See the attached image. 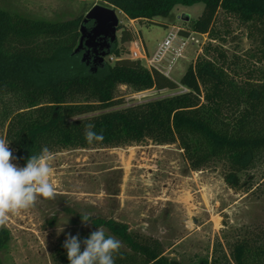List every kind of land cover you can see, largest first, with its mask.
Returning a JSON list of instances; mask_svg holds the SVG:
<instances>
[{
    "label": "trees",
    "instance_id": "16d2710c",
    "mask_svg": "<svg viewBox=\"0 0 264 264\" xmlns=\"http://www.w3.org/2000/svg\"><path fill=\"white\" fill-rule=\"evenodd\" d=\"M101 1L130 20L163 26L167 25L155 18H169L177 6L203 3L190 30L179 34L188 38L195 32L226 41L215 28L222 11L246 27L255 44L254 65L240 73L221 46L208 44L175 82L140 59L125 56L129 51L124 44L134 40V33L122 26L120 44L115 42L106 56L114 62L105 58L87 65L74 52L84 13L54 21L0 6V133L17 162L25 166L29 156L44 148L56 153L145 141L178 143L193 171L220 164L231 188L264 195V0ZM120 86L133 94L152 89L175 92L117 108L124 103ZM89 123L103 133V141L86 142ZM90 222L122 242L115 264H183L166 255L160 239L133 231L124 222L101 217ZM93 231L79 236L80 240ZM8 241V232L0 230V251ZM52 260L69 264L63 243ZM189 264H264V228L247 227L227 241L226 250L218 242L211 257Z\"/></svg>",
    "mask_w": 264,
    "mask_h": 264
},
{
    "label": "rangeland",
    "instance_id": "374dc122",
    "mask_svg": "<svg viewBox=\"0 0 264 264\" xmlns=\"http://www.w3.org/2000/svg\"><path fill=\"white\" fill-rule=\"evenodd\" d=\"M95 5L109 7L101 0H0V6L12 12L54 21L85 15ZM203 7V3L177 6L169 18H155L167 26L130 20L118 9L109 7L116 10L120 21L116 43L120 44L122 29L131 30L134 41L150 57L169 32L190 30ZM215 28L226 36V41L195 32L189 38L178 35L160 66L162 71L171 66L170 78L179 82L189 64L205 53L208 44L221 46L227 57L237 63L234 67L240 73L254 65L251 55L255 44L247 36L244 25L220 11ZM124 47L129 51L133 44L128 42ZM175 50L181 55L177 56ZM125 56L130 57V51ZM106 59L114 62V58ZM141 61L148 67L145 59ZM174 92L152 89L133 94L128 87L120 86L118 94L124 103L117 108ZM0 138H3L1 133ZM52 154L50 182L55 187V198L38 199L34 207L10 215L8 222L0 227L9 235L7 245L0 251L3 264H53V252L69 234L81 236L98 229L91 222L82 223L83 214L121 221L133 231L158 238L165 246L166 255L183 264L211 257L218 242L226 250L227 241L234 240L247 227L264 228L263 194L231 188L220 164L193 171L178 143L158 145L145 141ZM12 162L24 167L16 158Z\"/></svg>",
    "mask_w": 264,
    "mask_h": 264
},
{
    "label": "clouds",
    "instance_id": "9594fccd",
    "mask_svg": "<svg viewBox=\"0 0 264 264\" xmlns=\"http://www.w3.org/2000/svg\"><path fill=\"white\" fill-rule=\"evenodd\" d=\"M95 125H85L84 138L87 143L103 141V133L94 131ZM53 154L47 148L39 154L28 157L24 167H17L9 142L0 138V227L9 220L10 215H19L22 211L34 207L38 199L51 200L56 191L50 182ZM82 223L92 220L90 214L81 215ZM81 244L84 245L81 250ZM63 248L66 249L69 264H115V256L122 248V242L106 235L100 227L83 241L79 236L69 234Z\"/></svg>",
    "mask_w": 264,
    "mask_h": 264
},
{
    "label": "water",
    "instance_id": "95a60500",
    "mask_svg": "<svg viewBox=\"0 0 264 264\" xmlns=\"http://www.w3.org/2000/svg\"><path fill=\"white\" fill-rule=\"evenodd\" d=\"M90 21L93 22V26L88 29L86 24ZM119 24V17L115 9L95 5L84 16L79 44L74 52L79 53L85 45L88 50L93 48L97 53L96 58L100 62L104 61L109 54L111 46L117 41L116 34ZM98 46L102 50L100 53L97 52ZM86 54L87 52L84 53L82 61L85 60Z\"/></svg>",
    "mask_w": 264,
    "mask_h": 264
},
{
    "label": "built area",
    "instance_id": "2783aa9c",
    "mask_svg": "<svg viewBox=\"0 0 264 264\" xmlns=\"http://www.w3.org/2000/svg\"><path fill=\"white\" fill-rule=\"evenodd\" d=\"M180 32V29L172 30L169 32L168 36L159 44L158 48L156 49L155 53L147 57L145 51L141 48L138 41H132L133 47L130 48V57L133 59H145L148 63V67H154L160 71L162 69L160 66H162V62L166 60V57L169 55V53L172 50L173 47V41L177 39ZM184 37V36H182ZM190 37V36H189ZM188 37V38H189ZM186 38V37H185ZM184 40L182 41V44H184ZM174 52H177V56L181 55L179 51L175 50ZM166 76L170 77L171 73V66H169L166 71H162ZM142 93V92H140Z\"/></svg>",
    "mask_w": 264,
    "mask_h": 264
},
{
    "label": "flooded vegetation",
    "instance_id": "af4514ba",
    "mask_svg": "<svg viewBox=\"0 0 264 264\" xmlns=\"http://www.w3.org/2000/svg\"><path fill=\"white\" fill-rule=\"evenodd\" d=\"M86 26L88 27V28H91L92 26H93V22H88L87 24H86ZM92 45H93V43H92ZM97 52L98 53H100L102 50L100 49V46H98L97 47ZM86 53L87 52V54H86V56H85V61L87 62V65L88 64H90V62L91 61H93L94 63H96V62H100L97 58H96V55H97V53L93 50V48H91V49H89L88 50V48L84 45L83 46V48L80 50V54L82 55L83 53Z\"/></svg>",
    "mask_w": 264,
    "mask_h": 264
}]
</instances>
